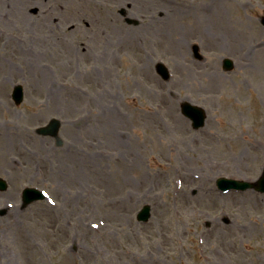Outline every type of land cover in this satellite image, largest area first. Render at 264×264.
Masks as SVG:
<instances>
[{
	"label": "rangeland",
	"instance_id": "374dc122",
	"mask_svg": "<svg viewBox=\"0 0 264 264\" xmlns=\"http://www.w3.org/2000/svg\"><path fill=\"white\" fill-rule=\"evenodd\" d=\"M263 16L264 0H0V264H264V193L216 186L264 167ZM183 100L207 110L198 129ZM55 117L59 146L36 132ZM25 187L48 197L23 208Z\"/></svg>",
	"mask_w": 264,
	"mask_h": 264
},
{
	"label": "water",
	"instance_id": "95a60500",
	"mask_svg": "<svg viewBox=\"0 0 264 264\" xmlns=\"http://www.w3.org/2000/svg\"><path fill=\"white\" fill-rule=\"evenodd\" d=\"M126 21L129 23H132L133 20L131 18H126ZM262 22L264 23V18L262 19ZM197 49V47H196ZM233 66V62L230 59H226L225 61V68L230 69ZM158 72L165 78L168 77V72L166 67L160 63L157 65ZM13 97L16 100L17 103H20L23 99V89L21 85H17L15 87ZM182 110L185 114L192 117L194 119V126L199 127L202 124H204L205 119V112L199 108L198 106H193L192 104L188 102H183L182 104ZM61 126V121L53 118L48 125L40 127L37 129V132L43 135H50L56 138V141L58 144H62L63 141L59 136V130ZM219 185L223 189H227L229 187H249V186H255L257 189L264 191V173L260 177V179L252 185L251 183L242 185V182L235 181V180H229V179H219L218 181ZM7 188V183L5 180L0 178V189L5 190ZM45 195L38 189H31L26 188L24 190L23 194V200H24V206L28 205L34 200H37L39 198H43ZM150 217V206L146 205L138 214V218L140 220H148Z\"/></svg>",
	"mask_w": 264,
	"mask_h": 264
},
{
	"label": "bare ground",
	"instance_id": "6f19581e",
	"mask_svg": "<svg viewBox=\"0 0 264 264\" xmlns=\"http://www.w3.org/2000/svg\"><path fill=\"white\" fill-rule=\"evenodd\" d=\"M19 9H20V14H22V12L24 11L25 8H24V6H21V7L19 6Z\"/></svg>",
	"mask_w": 264,
	"mask_h": 264
}]
</instances>
